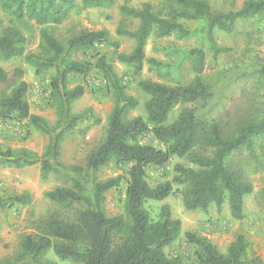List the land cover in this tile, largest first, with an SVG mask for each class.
<instances>
[{
  "label": "trees",
  "instance_id": "trees-1",
  "mask_svg": "<svg viewBox=\"0 0 264 264\" xmlns=\"http://www.w3.org/2000/svg\"><path fill=\"white\" fill-rule=\"evenodd\" d=\"M167 15L161 16L150 3L141 8L122 5V13L139 20L135 29L117 28L118 35L135 40L131 52L118 51L115 60L129 65L138 74L146 57V45L152 35L169 36L177 32L188 36L192 32L181 19L204 20L205 33L212 36L216 27L233 32L239 20H247L264 13V0H247L238 9L213 8L210 0H168ZM79 0H0V4L15 19L29 18L39 24H62L78 5ZM84 8L111 3L113 0H81ZM105 30H91L72 26L66 40L43 31V56H32L37 72L55 68L51 78V94L58 104L59 120L45 153L27 148H0V165L22 168L41 164L42 176L61 172L58 161L61 142L72 130L80 115L72 114L70 103L85 93V86L68 87L70 74L87 76L99 70L114 90L116 104L109 115L106 133L85 156V166L67 167L65 183L45 192L57 208L34 223V231L22 241V264H59L40 261V256L53 249L60 260L75 264H184L180 256L170 257L166 247L175 242L182 231V220L171 214L163 204L158 218L151 215L146 203L162 201L178 191L187 209H207L214 202L221 207L227 199L235 219L245 217L244 198L253 191L252 173L264 170V115H258L253 101L244 91L233 96L220 110L201 117L195 103L205 107L213 98L212 83L204 80L207 69L205 53L195 47L183 50L192 57L194 77L188 83L169 84L152 79L139 81V87L150 95L146 114L130 119V110L139 99L126 92L123 78L114 70L106 55L96 51L97 45L107 41ZM25 34L16 26H4L0 16V122L26 121L28 134L32 127L44 133L53 129L47 120L31 111L27 99L29 83L23 79L24 69L4 68L1 63L24 53ZM113 45L118 49L119 42ZM83 50L96 51L90 59L67 60V54ZM178 49L177 51H181ZM93 58L95 60H93ZM257 77H264V63L255 67ZM180 107L177 117L169 122L172 111ZM153 135L162 147L145 143L142 139ZM173 155L185 158L190 165L178 163L172 180L152 186L147 181V168L165 164ZM52 156L53 160L50 158ZM59 162V161H58ZM111 162L127 164L129 174L124 215L109 216L104 203L106 192L118 186L122 176L96 180L87 185L79 173H94ZM175 184L178 188H175ZM264 198V191L262 193ZM29 192L0 193V208L28 205ZM186 241L195 249L197 264H264L259 258L248 256V244L243 235L222 252L216 244L196 232L186 231ZM30 259V261H27Z\"/></svg>",
  "mask_w": 264,
  "mask_h": 264
},
{
  "label": "rangeland",
  "instance_id": "rangeland-1",
  "mask_svg": "<svg viewBox=\"0 0 264 264\" xmlns=\"http://www.w3.org/2000/svg\"><path fill=\"white\" fill-rule=\"evenodd\" d=\"M210 1L213 8H222L228 11L240 8L247 0ZM144 3H150L153 10L161 16L167 15L171 4L168 0H113L109 4L84 8L79 0L78 5L71 11L70 17L58 25H42L29 18L15 19L0 4V16L4 26L14 25L26 36L24 53L2 62L1 65L6 69L14 67L24 69L23 79L30 85L27 99L31 111L43 116L53 129L52 133L48 134L30 127L31 132L28 134L26 121L0 122V148H27L39 155L46 152L51 137L56 135L55 126L60 118L58 104L52 97L50 85L51 78L56 74V69L53 67L38 73L31 55H46L43 46V31L65 41L72 26L106 31L108 39L97 45L96 51L111 59L114 70L126 84V92L139 99V105L129 111L128 119L146 114L145 103L149 97L139 88L140 80L149 78L169 84H185L194 77L192 57L184 53L183 50L195 47L202 48L205 53L208 67L203 73V78L213 84L215 91L213 98L205 107H201V103L194 104L195 107H198L197 113L201 117H208L222 109L233 96L240 95L245 90L247 96L253 101L258 115H264V77H257L254 72L255 67L264 63V13L251 19L239 20L233 32L216 27L212 36L205 33L204 20L181 19V22L192 31L190 35L184 37L177 32L165 37L152 35L146 45V56L158 60L160 64L151 65L147 61L142 73L136 74L132 67L115 60L118 51L131 52L135 45L132 38L118 35L117 28H137L139 20L125 16L121 11V6L141 8ZM114 41L119 42L118 49L113 45ZM178 49L182 50L177 51ZM96 51H73L67 54L66 58L67 60L90 59ZM93 60L95 59L93 58ZM78 84L85 86V93L70 103V110L72 114L81 117L76 126L65 134L61 142L59 162L50 156L55 165L59 163L61 172L53 171L44 177L39 176L38 171L33 170L29 179L33 194L37 197L36 205L41 211V216L57 208V205L45 196V192L65 183L67 177L64 172H68V166L74 164L85 166V156L92 146L105 135L109 115L116 104L115 92L107 84L99 70L93 69L87 76L70 74L68 87L74 88ZM179 111L180 107H176L172 111L169 122L177 117ZM142 141L162 147V144L151 134L145 136ZM178 163L190 165L185 158L173 155L161 166L148 167V183L155 186L160 182L172 180L176 173L175 166ZM35 165L36 167L41 166L40 163ZM128 167L125 163L111 162L94 173L84 170L77 174L90 187L96 180L122 176L120 184L106 192L104 208L109 216L122 214L129 218L125 206L129 179ZM4 176L0 180V193L22 189L27 182V179L23 180V176H18L11 171L5 173ZM251 177L253 191L244 198L245 217L242 220L232 216L227 199L221 207L212 202L206 210L187 209L178 191L162 201H148L146 207L155 218H158L162 205L166 203L170 206L172 216L182 220L181 234L175 242L166 247L167 254L170 257H182L184 264H197L195 249L186 241L185 236L186 231H193L208 238L222 252H227L231 244L240 235H243L248 244V256L264 261V198L262 196L264 170L252 173ZM178 187L175 184V188ZM28 221L26 231L24 228L17 230V239L13 242V250L18 246V239L34 229L36 220ZM44 258L49 259L48 255H45ZM6 261L10 264L13 263V257ZM62 262L66 264L71 260H62Z\"/></svg>",
  "mask_w": 264,
  "mask_h": 264
},
{
  "label": "crops",
  "instance_id": "crops-1",
  "mask_svg": "<svg viewBox=\"0 0 264 264\" xmlns=\"http://www.w3.org/2000/svg\"><path fill=\"white\" fill-rule=\"evenodd\" d=\"M147 58H152V57H147ZM147 61L148 60H145V62ZM145 62H144V67H145ZM142 71L140 73H142ZM146 79H149V78H146ZM159 82H162V81H159ZM143 92L146 93L145 91ZM148 97H150L149 94H148ZM33 170L38 171L39 176H42L41 166L36 167L35 164L30 165V166H25L22 168L0 165V180L4 178L5 177L4 174L9 171L15 173L18 176L20 175L23 176L24 177L23 180L27 179V182L24 184V187L22 189H17L16 191H11V192L8 191L9 193L29 192L32 195V202L28 205H13V206L6 207V208H0V264H10L6 261V259L8 258L11 259L12 257H13V263L11 264H22V262H15L18 256L22 253L21 241L26 234L33 232L34 229L30 230L29 232L25 233L22 237H20L18 239V246L16 247V249L13 250V242L17 239V236H16L18 232L17 230L20 228H24L26 231L27 230L26 225H27V222H29L28 220L38 221L44 218L49 213V212H46L44 215L41 216L40 215L41 211L38 209L39 207H37L36 205L37 197L35 196V194H33L32 185L29 180L31 178V172ZM18 178L16 180L17 182H18ZM15 252H16V255H15ZM54 254L55 253L53 249H49L48 251H46L40 256V261L47 262V261L55 260V261H58L59 264H63L62 260H60L56 256V254L55 255ZM45 255L46 256L48 255L49 259H45L44 258ZM66 264H72V261Z\"/></svg>",
  "mask_w": 264,
  "mask_h": 264
}]
</instances>
